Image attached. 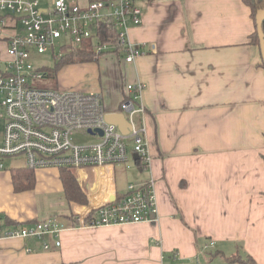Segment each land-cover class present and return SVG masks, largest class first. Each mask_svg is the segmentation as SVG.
Listing matches in <instances>:
<instances>
[{
	"label": "crops",
	"instance_id": "0c3cea01",
	"mask_svg": "<svg viewBox=\"0 0 264 264\" xmlns=\"http://www.w3.org/2000/svg\"><path fill=\"white\" fill-rule=\"evenodd\" d=\"M39 2L46 9L53 0ZM135 3L142 23L128 36L145 55L127 63L110 53L94 60L97 68L68 67L88 77L81 89L100 94L108 109L119 106L128 84H145L151 159L136 164L146 171L136 184L153 180L155 221L90 224L95 207L127 194L130 183L120 191L116 168L131 167L70 169L80 203L65 199L64 168L29 171L23 158H7L0 220L19 226L54 218L62 229L57 237L0 238V264H239L227 261L238 248L264 264V62L251 42L252 10L245 0ZM7 47L0 38V49Z\"/></svg>",
	"mask_w": 264,
	"mask_h": 264
},
{
	"label": "built area",
	"instance_id": "2783aa9c",
	"mask_svg": "<svg viewBox=\"0 0 264 264\" xmlns=\"http://www.w3.org/2000/svg\"><path fill=\"white\" fill-rule=\"evenodd\" d=\"M110 20L123 48L101 44L97 28ZM142 23V10L135 0H91L78 5L53 0L41 8L39 0H0V38H7L9 59L0 61V168L7 158H23L29 171L43 168L102 169L122 164L130 167V150L140 167L150 163L145 84H128L116 109H108L98 93L47 86L48 75L37 61L49 53L58 61L65 51L91 42L95 59L114 53L134 63L145 55L128 36L131 25ZM108 113H121L129 124L123 134L106 120ZM102 133V135H101ZM78 134L94 140L77 143ZM92 226L127 225L155 221L158 202L153 180L129 184L127 194L94 208ZM81 223H85L81 219ZM62 229L51 218L32 225L10 226L0 220V238L57 237ZM60 246L61 241L56 240ZM49 250L50 245L44 244Z\"/></svg>",
	"mask_w": 264,
	"mask_h": 264
},
{
	"label": "trees",
	"instance_id": "16d2710c",
	"mask_svg": "<svg viewBox=\"0 0 264 264\" xmlns=\"http://www.w3.org/2000/svg\"><path fill=\"white\" fill-rule=\"evenodd\" d=\"M91 1V0H90ZM245 3L252 10V17L256 23V14L257 12L264 7V0H245ZM99 40L101 44L109 43L116 51H121L123 48L118 39L117 29L114 27V24L110 21L101 22L97 28ZM251 42L254 45H259V37L257 34V29L251 37ZM95 60V51L94 46L91 42H87L85 45H82L78 48L71 50H66L64 56L60 58L59 64L56 65V69H46L48 77L54 79L56 83V71L63 67L64 65H69L73 63H86L93 62ZM58 68V69H57ZM62 178L65 182V199L74 200L76 202L85 203V200L81 199L77 192L75 191V178L71 174L69 168L62 169ZM6 223H14L9 220H5ZM36 221L35 223H37ZM33 223V224H35ZM227 261L230 263H239V264H257L253 257L247 254H243L241 249H237V252L231 256H228Z\"/></svg>",
	"mask_w": 264,
	"mask_h": 264
},
{
	"label": "rangeland",
	"instance_id": "374dc122",
	"mask_svg": "<svg viewBox=\"0 0 264 264\" xmlns=\"http://www.w3.org/2000/svg\"><path fill=\"white\" fill-rule=\"evenodd\" d=\"M42 4L45 5L50 2V0H41ZM9 59V54H8V47L7 49H0V61H7ZM39 61L37 63L38 66H46L43 69H56V65L59 64V61L54 60L49 53L42 55L40 58L37 59ZM95 67L99 65L100 62L93 61L92 62ZM77 64V63H73ZM70 65V64H69ZM58 69V68H57ZM74 66L68 67V65H64L60 69L56 71V83H54V79L52 77L48 78V82L46 83L48 87L52 88H66L64 84H66L69 87H72L77 90H82L80 86V79L84 78L85 76H80V74H75L72 75ZM78 73H81L80 69H77ZM98 71V70H97ZM86 79L82 82L83 84L88 83V77H85ZM58 80H59V85H58ZM94 137H90L86 134H78L76 135L73 140L77 143H85L89 142L91 140H94ZM7 163V161H6ZM128 164L130 165L131 168L125 169L123 166H118L116 168V180H117V185L120 191H124L126 189V185L130 184H136L139 182L138 180L142 177H145L146 171H141L140 169H137V165L135 162L129 161ZM5 221V220H4ZM107 227L110 226H118V225H106Z\"/></svg>",
	"mask_w": 264,
	"mask_h": 264
},
{
	"label": "water",
	"instance_id": "95a60500",
	"mask_svg": "<svg viewBox=\"0 0 264 264\" xmlns=\"http://www.w3.org/2000/svg\"><path fill=\"white\" fill-rule=\"evenodd\" d=\"M256 29L259 37L260 51L264 62V7L256 14ZM106 120L110 124L117 125L123 134L128 133L129 124L121 113H108ZM102 135V133H101ZM114 200V199H113Z\"/></svg>",
	"mask_w": 264,
	"mask_h": 264
}]
</instances>
